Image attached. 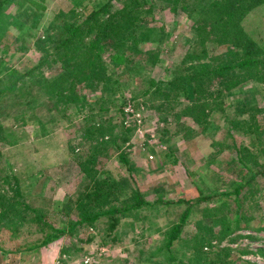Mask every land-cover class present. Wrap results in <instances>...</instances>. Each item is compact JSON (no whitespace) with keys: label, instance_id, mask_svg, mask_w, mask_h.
<instances>
[{"label":"rangeland","instance_id":"rangeland-1","mask_svg":"<svg viewBox=\"0 0 264 264\" xmlns=\"http://www.w3.org/2000/svg\"><path fill=\"white\" fill-rule=\"evenodd\" d=\"M102 1L44 0L45 8L37 24L22 16L23 8L7 1L0 19V74L6 66L36 61L35 42L59 9L74 6L82 13L84 6L98 7ZM122 1L111 3L120 8ZM137 2L142 8L151 9L145 17L146 30L141 31L139 44L144 51L158 53V60L142 73L155 79L169 78L193 35L195 23L189 12L194 13L195 2H203L179 0L175 10L170 0ZM182 2L189 9L180 7ZM243 25L250 32H264V3L247 12ZM206 30L208 54L221 52L224 45L214 40L208 24ZM16 36L19 38L14 40ZM108 54L105 50L102 55L109 64L107 70H122L124 61L123 65H114ZM138 82L139 79L131 80L123 85V93L115 95L117 100L124 99L123 115L115 109L104 114V118L113 115L118 124L114 133L124 132L129 126L124 132L125 140L120 141L123 133L118 138L121 146L115 150L128 152L131 170L120 162L118 151L100 159V165L124 185L119 198L137 189L139 196L151 203L134 209L111 231L102 220L93 230L78 225L36 248H24L43 236V232L31 227L33 223L26 221L16 232L4 229L0 231V264H212L207 259L191 260L193 235L197 224L210 223L213 215L223 212L232 229L218 235L219 224L211 221V231L206 228L198 235L205 237L201 250L218 258L214 264H264V80L246 79L227 88L219 77L209 78L204 86L207 104L204 111L199 108V117L195 119L182 113L184 105H199L200 99H195L191 86L171 97L170 107L158 110L150 105L146 95H140L143 85ZM85 92L91 101L103 93L99 87ZM8 108V115L1 122L17 130L18 142L14 146L0 144V165L7 168L12 163L23 177L36 171L33 187L24 200L32 207L50 210L57 200L84 190L76 156L88 144L82 129L89 109L74 110L70 116L59 118L52 131L40 135L34 118L23 124L13 118L15 108ZM35 112L44 119L50 115L45 107L36 108ZM7 158L11 163L5 161ZM129 174L133 176L132 182ZM40 188L45 192L36 195ZM118 201L112 202L116 205ZM189 205L191 210L182 225L181 240L167 246L168 227L179 220ZM56 215L50 212L46 219L54 225L62 223L64 220ZM91 232L93 236L87 241ZM17 245L22 247L17 249Z\"/></svg>","mask_w":264,"mask_h":264},{"label":"trees","instance_id":"trees-1","mask_svg":"<svg viewBox=\"0 0 264 264\" xmlns=\"http://www.w3.org/2000/svg\"><path fill=\"white\" fill-rule=\"evenodd\" d=\"M7 1H13L18 8H23L20 11L22 16L35 24L39 22L38 18L45 8L44 0H0V19ZM178 1L170 0L173 10L179 6ZM204 1L202 0L203 4L195 2L194 13L189 12L195 23L192 26L193 35L190 36V43L182 58L166 79H155L142 73V70L147 71L158 60V53L148 51L149 49L144 51L139 44L140 33L146 30L145 17L151 9L142 8L137 0H123L120 8L113 6L112 0H104L98 7L84 6L82 13L74 6L59 9L35 42L38 53L36 61L26 65L20 63L6 66L4 73L0 74L1 145L9 143L14 146L18 142L17 130L1 122V118L8 115V105L15 108L13 118L16 121L25 124L27 119L34 118L40 135L52 131L51 127L55 126L59 118L70 116L74 110L83 111L87 108V123L83 125L82 136L87 139L88 144L81 155L76 156L77 165L83 174L81 183L84 190L57 200L50 210L32 207L24 200L33 187L36 171L23 177L21 171L15 169L7 158L5 161L11 163V167L0 165V231L12 229L16 232L26 221L33 223L31 227L35 226V230L43 232V236L24 248H36L65 232H71L78 225L93 230L102 220L111 231L117 228L122 218L133 213L134 209L151 203L141 198L137 189L128 191L125 198H119L124 185L100 165L103 162L100 159L119 149L120 141L125 140L129 126H126L125 133H114V127L118 124L114 122L113 115L104 118V114L115 109V112L123 115L121 105L124 99L117 100L115 95L123 93V85L129 84L131 80L139 79L138 83L143 85L140 95H146L150 105L158 110L170 107V98L181 91L184 93L185 87L191 86L192 92L196 93L195 99L199 98L200 102L199 105H184L182 113L187 112L194 119L199 117V108L204 111L207 104L208 96L204 86L209 78L219 77L221 84L227 83V88L246 79L264 80V32H250L243 25L247 12L264 3V0H207L205 4ZM180 7L189 9L184 2ZM207 24L209 32L215 35L214 40L217 39L219 44L224 45L221 52L208 54L204 42ZM17 38L19 36L14 37V40ZM24 46L25 43L20 45L21 48ZM105 50L114 65L125 64L122 70H107L109 64L102 58ZM96 87L103 92L102 96L92 101L87 99L85 90H94ZM40 107H45L50 114L46 119L36 114L35 109ZM121 126L122 122L119 129ZM254 128L257 129L256 126ZM118 138L122 140L118 142ZM117 151L120 162L131 170L128 152L121 149ZM2 153L0 148V157ZM28 167L32 166L28 164ZM129 175L132 182L133 176ZM43 192L45 189L40 188L36 195H43ZM114 199L120 200L118 203L122 204L115 205L112 202ZM190 210V205L186 206L179 220L168 227L167 246L173 244L174 240H181L182 225ZM50 212L64 221L52 224L46 219ZM226 215L224 212L216 214L210 218V223L202 221L196 225L191 260L207 259L212 264L217 261V257L208 256L201 250L205 237L198 235L204 233L206 228L211 231L212 223L219 224L218 235L230 232L232 226ZM92 236V232L89 233L87 241ZM114 237L115 234L112 238ZM21 247L22 245L16 246L17 249Z\"/></svg>","mask_w":264,"mask_h":264}]
</instances>
